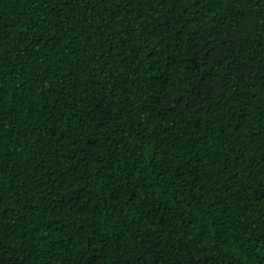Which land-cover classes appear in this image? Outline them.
<instances>
[{
	"label": "trees",
	"instance_id": "16d2710c",
	"mask_svg": "<svg viewBox=\"0 0 264 264\" xmlns=\"http://www.w3.org/2000/svg\"><path fill=\"white\" fill-rule=\"evenodd\" d=\"M0 264H264V0H0Z\"/></svg>",
	"mask_w": 264,
	"mask_h": 264
}]
</instances>
